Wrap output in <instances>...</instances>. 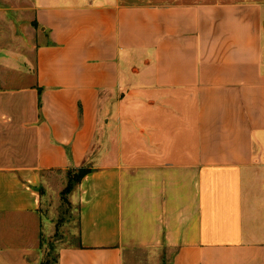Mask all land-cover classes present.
Wrapping results in <instances>:
<instances>
[{"label":"crops","instance_id":"obj_1","mask_svg":"<svg viewBox=\"0 0 264 264\" xmlns=\"http://www.w3.org/2000/svg\"><path fill=\"white\" fill-rule=\"evenodd\" d=\"M69 3L34 9L33 81H0V264H41L88 162L57 264H264V0Z\"/></svg>","mask_w":264,"mask_h":264},{"label":"rangeland","instance_id":"obj_2","mask_svg":"<svg viewBox=\"0 0 264 264\" xmlns=\"http://www.w3.org/2000/svg\"><path fill=\"white\" fill-rule=\"evenodd\" d=\"M53 4H92L93 6L103 0H50ZM126 3L136 2V0H122ZM42 4V0H0V81L1 84H6L9 87H16L26 85L33 81L31 75H27L25 71L30 69L36 53V48L39 44L46 41V28L42 29L40 24L35 19V12L37 5ZM18 55V61L9 56ZM7 56V57H6ZM6 57V58H5ZM24 67V72L19 70L17 72L15 67ZM23 73V74H22ZM95 146V144H94ZM91 163L88 162L87 167ZM79 169V168H77ZM76 168L70 169L69 172L62 174L60 179L65 180L61 186L66 187L68 182L76 183L79 173ZM68 174V175H67ZM69 179V181H68ZM71 183V184H72ZM59 184V181L57 182ZM56 184V185H57ZM60 186L57 185V188ZM55 198L53 205L50 206L47 212L48 222H45V231L50 230L51 225L49 221L52 220L55 225V231L46 239L45 255L43 260H46L47 255L55 254L56 251L52 249V244L60 236L67 241H71L70 230L73 224L68 222V218L76 220L77 211L73 205H68L65 198H69V194H62ZM75 230L72 229V231ZM57 233V238H56ZM67 238V239H66ZM52 251V253H50ZM172 253L164 251H145L136 253L132 258L134 264H170ZM50 259H53L52 257ZM42 260V261H43ZM126 264H130L126 262Z\"/></svg>","mask_w":264,"mask_h":264},{"label":"trees","instance_id":"obj_3","mask_svg":"<svg viewBox=\"0 0 264 264\" xmlns=\"http://www.w3.org/2000/svg\"><path fill=\"white\" fill-rule=\"evenodd\" d=\"M77 170H78L77 172L79 173V175H78L76 183L73 185L72 182H68V185L66 186L65 190L62 193L63 196H65V194H67V193L70 194V192L74 189V187L90 171V168L82 167V168H79ZM68 181H69V179H68ZM64 198H65V200L67 199L66 202L68 203L69 202L68 198H66V197H64ZM52 249H54L56 251V247L54 246V244H52ZM50 253H52V251ZM51 257L53 259H50ZM57 263H58V253L57 252L55 254H53V255H51V254L47 255L46 260H43L41 262V264H57Z\"/></svg>","mask_w":264,"mask_h":264}]
</instances>
